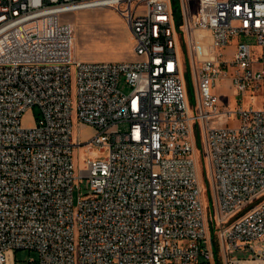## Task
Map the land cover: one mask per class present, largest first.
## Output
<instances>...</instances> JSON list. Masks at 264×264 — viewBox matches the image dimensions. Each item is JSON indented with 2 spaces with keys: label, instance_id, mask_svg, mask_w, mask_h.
Wrapping results in <instances>:
<instances>
[{
  "label": "built area",
  "instance_id": "2783aa9c",
  "mask_svg": "<svg viewBox=\"0 0 264 264\" xmlns=\"http://www.w3.org/2000/svg\"><path fill=\"white\" fill-rule=\"evenodd\" d=\"M97 8L123 17L134 61L74 59L62 17ZM224 80L264 88V0H0V264L20 249L24 264L264 260V200L238 216L264 197V104L224 105ZM75 123L94 134L75 142ZM94 147L108 154L77 168Z\"/></svg>",
  "mask_w": 264,
  "mask_h": 264
},
{
  "label": "rangeland",
  "instance_id": "374dc122",
  "mask_svg": "<svg viewBox=\"0 0 264 264\" xmlns=\"http://www.w3.org/2000/svg\"><path fill=\"white\" fill-rule=\"evenodd\" d=\"M65 21H69L74 27V35H75V44H73V57L74 59L86 60L87 62H109L104 59L107 57L114 58L119 57L122 53L129 52L128 42V32L125 26L123 25L125 22L123 17L114 9L111 8H101L87 11H80L76 13H72L69 15H65L62 17ZM120 19L123 22H120ZM103 20L105 24H102ZM178 23V20H177ZM250 44H255L253 39L248 40ZM235 44V40L232 41L231 47H228L224 54L225 57L228 58L232 55L234 51L233 45ZM256 68L263 69L261 66H256ZM189 66H184V77L190 85H192V74L188 73ZM189 99L191 104L195 103V94L192 86L189 88ZM218 94L221 96H230L227 99L228 101L237 99L238 106H250L259 107L264 104V88L258 90H248L244 97H235V89L233 88L230 81H220L215 88ZM225 100V98H223ZM235 101V100H234ZM232 104L234 102H231ZM231 108H235V104L229 106ZM39 116V110L37 107H34L31 111H28L23 118V124L26 127H31L34 125L35 120ZM234 124V121H232ZM217 125H221L220 122ZM122 128H126L123 126ZM94 134L93 129L87 128L84 125L79 126L76 123L73 126V139L75 142L78 140L87 141ZM201 152H202V144L197 137V140L194 145L193 155L195 159L199 162V172L201 183L204 188L205 185V172L201 162ZM108 151H101L98 147H94L91 150L88 149H75L74 152V160L77 165V168L83 169L84 162L87 158H95V159H104ZM79 190L82 195H85L89 192V180L84 178L81 180V183L78 187L75 188L74 191V203L76 204L78 201ZM205 200H208L210 195L205 194ZM264 200V197L256 200L254 203L248 205L244 209L240 211L238 216L245 214L250 208L255 206ZM255 247L259 246V243H253ZM232 257L236 258H245V262L248 264H264V260L250 261L247 260L248 252L244 251H234L231 253ZM36 254L33 251H29L27 249H20L16 251H10L7 253V264H24V261H27L30 258H35Z\"/></svg>",
  "mask_w": 264,
  "mask_h": 264
},
{
  "label": "crops",
  "instance_id": "0c3cea01",
  "mask_svg": "<svg viewBox=\"0 0 264 264\" xmlns=\"http://www.w3.org/2000/svg\"><path fill=\"white\" fill-rule=\"evenodd\" d=\"M97 9H101V8H97ZM91 10H94V9H91ZM85 11H87V10H85ZM119 20H120V22L121 21L123 22L122 19L119 18ZM98 21H101L102 24L106 25V23L103 20H99L98 19ZM123 23H124L123 25L125 26V28L127 29V32H128L129 39H128L127 44L129 45V52L122 53V55L119 56V57H114V58L107 57V58L104 59L105 61H109V62H123V61H134L136 59V56H135V53H134V39L132 37L131 31L128 28L127 24L125 22H123ZM231 46L232 45H230L229 47H231ZM233 47H234V45H233ZM80 60L81 61H86V60H83V59H80ZM224 81H227V80H224ZM223 98H225V100H223ZM226 98H229V100H230V96L229 97L228 96H221V99H222L224 105L231 106V105L235 104V106H236V101H234L235 99L227 102ZM231 102H234V103L232 104ZM79 126H82V125H79ZM85 127L91 128V127H88V126H85Z\"/></svg>",
  "mask_w": 264,
  "mask_h": 264
},
{
  "label": "bare ground",
  "instance_id": "6f19581e",
  "mask_svg": "<svg viewBox=\"0 0 264 264\" xmlns=\"http://www.w3.org/2000/svg\"><path fill=\"white\" fill-rule=\"evenodd\" d=\"M73 43L75 44V35H74V42ZM239 264H248V263L247 262H241Z\"/></svg>",
  "mask_w": 264,
  "mask_h": 264
},
{
  "label": "trees",
  "instance_id": "16d2710c",
  "mask_svg": "<svg viewBox=\"0 0 264 264\" xmlns=\"http://www.w3.org/2000/svg\"><path fill=\"white\" fill-rule=\"evenodd\" d=\"M188 73H190V70H188ZM192 83V82H191ZM187 85H188V89L192 86V85H190L189 83H187ZM189 91H190V89H189Z\"/></svg>",
  "mask_w": 264,
  "mask_h": 264
}]
</instances>
